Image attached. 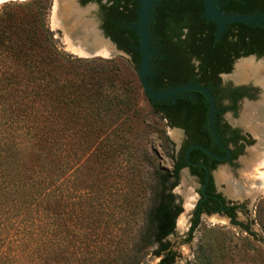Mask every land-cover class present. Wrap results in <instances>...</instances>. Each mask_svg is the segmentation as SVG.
<instances>
[{
  "label": "trees",
  "instance_id": "1",
  "mask_svg": "<svg viewBox=\"0 0 264 264\" xmlns=\"http://www.w3.org/2000/svg\"><path fill=\"white\" fill-rule=\"evenodd\" d=\"M12 4L3 5V9L15 7L21 11L0 16V264H118L117 256L110 255L116 248L111 243L103 244L98 228H89L87 232L85 225L88 214L97 221L96 215L102 213L101 195L93 192L96 202L92 199L84 210L80 208L85 207L84 200L74 202L68 184L73 172L72 157H79L78 165L83 157L92 159L96 169L101 158L110 159L102 145L105 108H112V113L118 116L132 108L133 98L124 95L108 99L97 75L85 79L82 73L70 71L75 63L86 66L95 60L71 59L57 49L45 28L48 9L45 0ZM119 6L116 3L114 8ZM192 6L185 3L180 8L161 10L156 22L171 31L180 26L190 27ZM129 38L132 46L133 39L139 46L137 36L130 33ZM132 46L131 62L137 68L141 55ZM158 77L159 83H152L149 78L148 82L153 89L162 90L159 88L164 84L162 66ZM187 83L196 84L192 79L181 85ZM187 94L178 95L175 104L169 99L165 104L164 99L153 101L144 96L152 113L169 121L182 110L186 111L184 118L192 117L191 110L197 105ZM170 111L176 114L171 115ZM191 144L197 142L183 147L179 162L170 155L171 168L158 165L152 168L148 205L134 244V252L139 256L136 264L142 262L154 245L156 248L150 253L159 258L157 264L175 263L176 253L168 237L175 231L182 208L173 190L180 170L188 166L183 154ZM198 153L205 155L193 149L188 154L189 161L198 163ZM189 168L193 172L203 170ZM232 210L233 207L222 210L196 204L189 238L203 213L222 211L236 224ZM111 233L116 235L112 230ZM127 255L126 264H133V244Z\"/></svg>",
  "mask_w": 264,
  "mask_h": 264
},
{
  "label": "rangeland",
  "instance_id": "2",
  "mask_svg": "<svg viewBox=\"0 0 264 264\" xmlns=\"http://www.w3.org/2000/svg\"><path fill=\"white\" fill-rule=\"evenodd\" d=\"M26 1L28 0L0 4V16L3 13L21 11L15 7L3 9V5L8 3L17 5ZM45 2L48 4L45 28L51 33L57 49L65 56L72 57L71 59L95 60L86 66L75 63L70 71L82 73L85 79L97 75L102 93L108 99L122 98L124 95L133 98L132 108L118 116L112 113V108H105L106 126L102 145L103 150L111 155L110 159L101 158V165L96 169L92 159L83 157L78 165L79 157H72L73 172L68 185L74 202L84 200L85 207H80L84 210L91 205L92 199L96 202L93 192L101 195L102 213L96 215L97 221L88 217L89 214L85 217L87 232L89 228L99 229L103 244L111 243L116 248V252L110 255L117 256L115 261L118 264L127 263L128 250L133 244V264H136L135 260L139 256L134 252V244L138 239L143 213L148 205L152 168L155 165L171 168L170 155L176 156L182 135L169 127L164 119L152 113L143 91L139 88L137 68L132 64L131 57L127 53L118 49V52L110 57L99 55L92 58L73 54L68 48L62 30L52 21L54 0H45ZM74 2L76 4L77 0ZM72 11L75 12V10L69 11L70 16H74ZM80 11H82L79 16L81 25L84 24L88 29L95 24L99 25V11L94 4L90 7H81ZM76 36L81 37L79 34ZM97 59L101 60L96 61ZM94 71H97V74H92ZM237 83L255 85L249 80H240ZM262 95L259 88L254 102L246 103L247 105L236 117L230 118L232 124L242 126L255 139L250 145L249 152L242 156L243 159L236 167L219 165L213 176L217 190L229 202L236 201L240 204V209L236 210L237 223H232L223 214L203 213L200 215L199 225L189 238L192 213L199 199V186L189 173L181 172L173 193L182 212L176 219L175 231L168 237L171 248L176 253L174 264H264V188L254 186L259 173H264V167L258 165L260 158L264 156V151L257 147L259 136L257 137L252 130L256 126L262 130L264 120H254L253 116L251 117L254 115L255 107L261 103ZM111 147L114 151L109 150ZM223 171L224 180H219L218 174ZM233 187L240 189L235 191ZM236 192L239 194L235 196ZM111 230L116 234L115 236H112ZM155 248V245L149 248L147 255L140 260L142 261L140 264H157L159 258L150 253Z\"/></svg>",
  "mask_w": 264,
  "mask_h": 264
},
{
  "label": "flooded vegetation",
  "instance_id": "3",
  "mask_svg": "<svg viewBox=\"0 0 264 264\" xmlns=\"http://www.w3.org/2000/svg\"><path fill=\"white\" fill-rule=\"evenodd\" d=\"M215 2L217 10L225 15H257L264 18V0H215ZM116 3H120V6L115 9ZM185 3L193 4L188 20L190 27L180 26L179 32L178 29L171 31L169 27L161 26L156 22L157 14L161 10L180 8ZM77 4L82 7L94 4L99 11V29L117 49L131 57L129 50L132 45L129 35L133 33V36L138 37L132 25L138 22L139 0H77ZM204 13L203 0L154 1L148 32L150 48L155 51V54L151 56L154 57L153 61H150L152 74L148 78L152 83H159L158 70L162 66V83L164 84L159 87L162 90L180 86L183 82L192 79L196 84H201L210 90L216 108L213 126L220 142L229 151L228 157L221 161L201 150L205 155L198 153L196 158L205 168L194 165L203 169L198 172H193L189 168L193 166L190 165L184 168L188 169L189 175L198 183L199 199L196 204H200V207H220L222 210L224 207H233L232 212L236 219V210L240 209V204L236 201L229 202L217 190L213 176L214 171L221 164H227L231 168L236 167L243 159L242 156L249 152L250 145L255 140L252 134L242 126L232 124L230 118L236 117L247 105L246 103H253L258 95V86L237 83L241 78L235 75V70L237 65L244 62L263 66L258 63L264 61V22L261 25L258 23L226 24L225 29L217 34V24L213 19L204 18ZM138 44L139 46L133 39V50L140 49L139 37ZM243 77L246 80L248 76ZM192 92H187L189 99L196 101L197 105L191 110L192 117L184 118L186 111L182 110L177 114L170 111V114H176V117L172 115L169 121L164 119L169 127L182 135L180 148L174 157H177L179 162L183 147L194 140L197 145L201 144L200 146L213 154L226 156L227 152L214 141L207 127V99L199 92H195L196 94ZM178 95L182 94L164 99L165 104L168 103V99L175 104ZM184 168L180 170L179 175ZM202 188L204 194L201 193ZM233 188L237 191L236 187ZM238 194L239 192H236L235 196ZM218 214L226 216L222 211Z\"/></svg>",
  "mask_w": 264,
  "mask_h": 264
},
{
  "label": "water",
  "instance_id": "4",
  "mask_svg": "<svg viewBox=\"0 0 264 264\" xmlns=\"http://www.w3.org/2000/svg\"><path fill=\"white\" fill-rule=\"evenodd\" d=\"M11 1H18V0H4L1 4L7 3V2H11ZM24 1V0H21ZM155 0H139V4H140V9L138 10V22L137 24L132 25V28H134L136 34L139 37V43H140V63L137 67V82L139 85V88L143 91V93L151 98L153 101L154 100H163V99H167V98H173L175 95L177 94H183L186 92H199L201 94H203L205 96V98L208 101V116H207V127L210 131V134L212 136V138L214 139V141L227 152L226 156H218L213 154L212 152L208 151L205 147L197 145V144H193L190 145L184 154V159L185 162L187 163V165L190 166H201L203 168H205V166L201 163H192L188 160V153L192 150V149H200L204 152H206L207 154H209L211 157H214L218 160H225L228 157V149L225 148L222 143L220 142L219 137L217 136L214 126H213V118H214V112H215V104H214V99L213 96L210 92V90L208 88H206L205 86L201 85V84H193V83H187V84H183L168 90H155L153 89L149 82H148V76H150L152 74V70L150 69V57L152 55L155 54V51L152 50L150 48V34L148 32V23L149 20L152 18V14H151V8L152 5L154 3ZM204 5H205V13H204V18L206 19H213L214 22L217 24V34L221 33L225 27L226 24H231V23H258V24H262L264 22V18L257 16V15H242V16H232V15H225L222 12L218 11L216 8V2L215 0H203ZM92 4H88L85 7H90ZM76 7H78L79 9H81L82 6H80L79 4H77L76 2ZM88 29V28H87ZM90 31H94L96 33V35L98 37H100L101 39L107 41L108 43H110L113 46V50L114 52H118V49L116 48V46L109 40V38H107L102 31L99 29V27L97 26V24L93 25V27H91L89 29ZM79 34V33H76ZM94 48L92 47L91 50L89 51V55L85 56L83 58H92V57H98L99 55H95L94 52ZM259 64L264 66V61H260ZM251 83L255 84L256 86H258L260 88V91H262L263 95V101L264 102V82H262V84H259L258 81L253 78L250 77L248 79ZM260 104V103H259ZM259 104L257 106H259ZM262 104V103H261ZM177 130H175L176 132ZM182 173H188V169L184 168L182 170ZM201 193L204 194L203 192V188Z\"/></svg>",
  "mask_w": 264,
  "mask_h": 264
},
{
  "label": "bare ground",
  "instance_id": "5",
  "mask_svg": "<svg viewBox=\"0 0 264 264\" xmlns=\"http://www.w3.org/2000/svg\"><path fill=\"white\" fill-rule=\"evenodd\" d=\"M3 1L4 0H0V4ZM71 10H75L74 13L72 11V15L74 16H70L71 13L69 14V11L71 12ZM81 13L82 11H80V9L76 7L74 0H54L52 21L57 26V28H60V30H62L68 48L73 51V54H76L80 57L88 56L89 51L92 47L95 50V55H100L104 57L112 56L115 53L113 50V46L107 41L98 37L93 30L90 31L89 29H87L86 26H84V24L81 25L79 23V16ZM73 25H75L74 29ZM75 31L76 33L78 32L81 37H77L76 35L78 34H75ZM235 75L241 78V80H245L243 76H248L246 80H248L250 77H253L258 81L259 84H262V82H264V66H255L251 62H244L236 66ZM262 101V104L260 103L259 106L255 107L254 115H251V117L253 116L254 120H264V102ZM249 112L252 111L249 110ZM252 130L257 137L259 136V142L257 144V147H259L261 151H264V128L262 130H259L258 126H256L253 127ZM258 165L264 167V156L262 157V159L260 158V163ZM224 174L225 173L223 172L218 174L219 180H224ZM254 186H256L257 188H264L263 172L259 173V177L257 178V180H255ZM188 205L190 206V204Z\"/></svg>",
  "mask_w": 264,
  "mask_h": 264
}]
</instances>
